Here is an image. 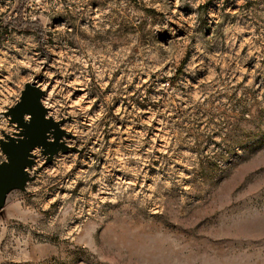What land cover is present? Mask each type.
I'll use <instances>...</instances> for the list:
<instances>
[{
  "label": "rangeland",
  "instance_id": "1",
  "mask_svg": "<svg viewBox=\"0 0 264 264\" xmlns=\"http://www.w3.org/2000/svg\"><path fill=\"white\" fill-rule=\"evenodd\" d=\"M27 82L68 149L0 264H264V0H0V138Z\"/></svg>",
  "mask_w": 264,
  "mask_h": 264
},
{
  "label": "water",
  "instance_id": "2",
  "mask_svg": "<svg viewBox=\"0 0 264 264\" xmlns=\"http://www.w3.org/2000/svg\"><path fill=\"white\" fill-rule=\"evenodd\" d=\"M43 96L44 91L38 84L27 82L18 101L4 112L13 130L2 132L0 138V152L4 156L0 162V208L10 189L25 187L29 170L35 164V149L45 157L44 165L68 149L62 137L69 134L60 127L59 121L47 116Z\"/></svg>",
  "mask_w": 264,
  "mask_h": 264
},
{
  "label": "bare ground",
  "instance_id": "3",
  "mask_svg": "<svg viewBox=\"0 0 264 264\" xmlns=\"http://www.w3.org/2000/svg\"><path fill=\"white\" fill-rule=\"evenodd\" d=\"M63 138V137H62Z\"/></svg>",
  "mask_w": 264,
  "mask_h": 264
},
{
  "label": "trees",
  "instance_id": "4",
  "mask_svg": "<svg viewBox=\"0 0 264 264\" xmlns=\"http://www.w3.org/2000/svg\"><path fill=\"white\" fill-rule=\"evenodd\" d=\"M21 25V24H20Z\"/></svg>",
  "mask_w": 264,
  "mask_h": 264
}]
</instances>
